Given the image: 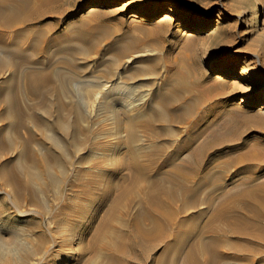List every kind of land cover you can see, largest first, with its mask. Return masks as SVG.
I'll return each instance as SVG.
<instances>
[{"label": "rangeland", "instance_id": "rangeland-1", "mask_svg": "<svg viewBox=\"0 0 264 264\" xmlns=\"http://www.w3.org/2000/svg\"><path fill=\"white\" fill-rule=\"evenodd\" d=\"M106 1L92 5L91 0H0L3 9L19 6L18 2L28 4L31 11L53 4L43 23L56 18L55 34H69L58 47L87 49L86 57L81 53L76 57L80 71L87 72V82L78 88L87 94V117L80 134L85 143L70 162L71 168L82 167L79 180L87 181V197L79 185L73 196L85 203V219L60 224L61 214L39 212L26 199L16 203L11 184L0 178V264H122L113 252L122 243L116 227L120 221L133 220L138 208L128 205L129 196L123 194L117 198L123 199L117 218L109 219L107 226L99 227L87 217L98 210L102 215L111 213L119 190L133 187L141 199L152 183L173 187L177 205L195 201L179 215L209 214L218 203L236 204L231 206V223L247 232L262 231L263 237H222L219 264H264V0ZM255 2L259 21L254 19ZM17 88L23 90L25 104H36L34 94L25 95V85ZM164 98L171 101V111L165 109ZM107 103L123 107L126 120L134 119L135 139L121 128L127 123L123 116L105 108ZM160 110L175 114V120H161ZM57 116L54 109L50 121ZM22 133L28 134L25 128ZM192 148L199 152L190 159ZM20 149L6 155L15 159ZM133 156L150 176L139 177L136 183L128 165ZM185 171L192 177L177 188L174 182L182 181ZM183 183L197 191L186 194ZM255 208H260L259 223L244 217ZM237 214L243 215L241 222ZM82 222L89 223L85 232ZM39 223L47 238L40 237ZM66 233L67 242L62 239ZM165 246L162 242L138 263L123 264H160L162 259L183 264L181 249Z\"/></svg>", "mask_w": 264, "mask_h": 264}, {"label": "bare ground", "instance_id": "bare-ground-1", "mask_svg": "<svg viewBox=\"0 0 264 264\" xmlns=\"http://www.w3.org/2000/svg\"><path fill=\"white\" fill-rule=\"evenodd\" d=\"M100 1L91 0V4L94 5ZM110 1L112 0H107L106 3ZM17 4L19 6L14 8L10 6L8 9L0 8V74L8 71L0 76V81L3 82L0 86V178L11 184L19 200L16 203L26 199L37 206L39 212L45 213L46 210L48 215L55 214L53 212L61 214L60 224H71L73 219L81 222L86 216V206L83 201L73 199V196H76L74 188L79 185V190L87 197V181L79 180L78 172L82 170V167L71 168L73 163L70 162L75 152L85 143V139H82L80 134L82 122L87 117L85 110L87 94L86 91H79L78 88L79 85L87 82L84 76L87 72L80 71V64L76 57L79 53L86 57L87 49L82 47L77 51L71 46L58 47L59 41L68 37L69 34H55L59 23L56 18L55 22L43 23L48 18L44 15L45 11H52L53 4L47 3L36 11L28 9V4L21 2ZM254 10H256L254 19L259 21L260 12L257 2L254 3ZM200 28H202L201 24L198 25V29ZM231 55L232 53L229 52L227 57ZM219 70L222 71L221 68ZM21 85L27 87L25 95L34 94L36 104L34 101L30 107L28 103L26 105L22 101L23 90L17 88ZM84 89L86 90L87 87ZM162 102L167 106L165 109L172 110L170 100L164 98ZM28 108L30 112L27 111ZM105 108L115 111L118 116H123L124 121L126 120L124 115L127 113L123 107H114L107 103ZM54 109L57 110L58 116L57 119L50 121ZM71 114L72 119H70ZM170 115L163 110L158 111L161 120L174 121L175 114L171 115L172 119ZM126 122V125L123 122L121 128H127L131 139H135L138 128L134 119H128ZM151 124L152 120L146 123L147 127ZM23 128L27 130V135L22 133ZM194 138L196 139V136L192 137L190 142ZM202 145L200 149L203 150L205 146H209V143ZM18 147H21L18 157L12 159L6 155ZM198 152V149L192 148L189 158H196ZM130 160L128 165L133 172L132 181L136 183L139 177H150L146 174L144 166L140 165L138 157L133 156ZM194 169L193 172H198L199 167ZM182 176V181L174 182L177 188L184 179L191 178L192 173L185 171ZM81 183H85V186ZM182 185L186 189V194L197 191L194 186L190 187L185 183ZM134 191L133 187L119 190L115 197L117 199L126 194L129 196L127 204L138 208L133 220L120 221V225L116 227L122 243L119 248L113 249V252L122 264L125 260L138 263L140 258L156 250L162 242L166 243L165 247L169 250L181 249L183 264H219L218 246L222 242V237L242 234L254 235L256 240L263 237L262 231L259 234L247 232L231 223L229 219L231 206L237 207L236 204L218 203L214 211L209 214L202 211L179 215L188 206L195 204V201L183 200L177 205L178 197L173 192V187L164 183L160 187L154 186V183L149 184L141 199L134 195ZM224 195L228 198L231 193L227 190ZM56 204L57 208L54 207ZM122 204L123 199H117L112 205L111 213L102 215L98 210L91 213L87 219L89 222H97L99 227L107 226L109 219L117 218L116 211ZM259 212L260 208H255L252 214L244 215V217L259 223ZM241 217L243 215L237 214L236 219L241 222ZM202 218L204 221L197 222V219ZM82 225V231L85 232L89 223L82 222ZM37 226L42 230L40 237L47 238L43 225L39 223ZM62 239L67 242L68 234L66 233L65 238ZM171 239L174 241L170 242ZM159 263L168 264L164 259L159 260Z\"/></svg>", "mask_w": 264, "mask_h": 264}]
</instances>
